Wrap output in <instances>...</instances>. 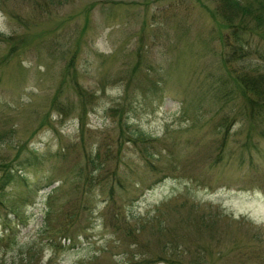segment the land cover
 <instances>
[{
    "label": "rangeland",
    "instance_id": "1",
    "mask_svg": "<svg viewBox=\"0 0 264 264\" xmlns=\"http://www.w3.org/2000/svg\"><path fill=\"white\" fill-rule=\"evenodd\" d=\"M218 5L0 0V264H264V40Z\"/></svg>",
    "mask_w": 264,
    "mask_h": 264
},
{
    "label": "trees",
    "instance_id": "2",
    "mask_svg": "<svg viewBox=\"0 0 264 264\" xmlns=\"http://www.w3.org/2000/svg\"><path fill=\"white\" fill-rule=\"evenodd\" d=\"M218 2V12L233 27L234 11L239 8V1L218 0ZM243 12L244 14H242L239 23L232 28L231 32L234 42L229 54H232L234 58H242L248 55V52L244 53L243 51L249 46V41L246 38L247 33H254L257 36L256 38L264 40V0H255L250 6H246ZM258 66L260 65L256 63L254 68ZM254 68L239 72L236 76L240 87L243 88V94L248 98L246 108H248L249 114H255L264 119V71L259 70V68L254 70ZM87 161L91 163V158ZM4 167L3 174L0 177V198L3 196L2 190L4 187L16 181L19 171L11 164ZM0 202H2L1 199ZM4 220L6 223V219ZM172 263L176 264V262Z\"/></svg>",
    "mask_w": 264,
    "mask_h": 264
}]
</instances>
